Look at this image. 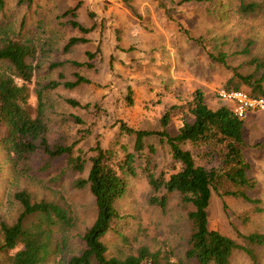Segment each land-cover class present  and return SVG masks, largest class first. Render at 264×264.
<instances>
[{
  "label": "rangeland",
  "instance_id": "rangeland-1",
  "mask_svg": "<svg viewBox=\"0 0 264 264\" xmlns=\"http://www.w3.org/2000/svg\"><path fill=\"white\" fill-rule=\"evenodd\" d=\"M2 1L0 43L7 35L32 45L28 60L33 65V88L50 80L60 82L54 88L43 90L49 143L75 141L73 153L82 149L86 159L94 153L90 148L97 141L102 147L116 152L118 156L112 159L113 163L123 156L121 145L133 149L134 138L120 131L115 122L118 118L133 127L153 128L158 124L164 103H174L177 109L170 125V131L174 133L182 118L191 117L186 103L197 86L204 89L210 103H219L218 89L224 88L230 73L221 64L213 65L206 50L192 40L199 31L204 33L208 24H226L228 31L238 35L240 46L250 38L253 53H264V7L258 13L241 16L235 10L237 0H219L227 3L221 10L229 9L230 14L228 20L214 22L210 21L207 11L210 2L197 0H32L21 4L17 0ZM74 6V15L64 13ZM71 19L90 30L82 31L73 26ZM80 35L88 40L64 48L69 37ZM208 37L204 39L205 49L214 51ZM87 50L95 55L88 58ZM240 56L232 58L235 64L244 61V56ZM87 60L92 62L91 67L72 62ZM53 62L60 64L52 66ZM251 69L246 65L241 68L243 71ZM76 71L91 81L65 87L62 82L74 79ZM128 85L131 104L125 98ZM66 97H74L82 103H97L99 107L74 106L65 100ZM29 101L35 105L34 94ZM244 119V153L251 164L249 173L256 180L255 186L247 192L261 198L264 209V110L250 112ZM3 132L1 129L0 139ZM149 145L154 150H150ZM184 146L191 149L198 163L206 167L220 164L218 155H202L205 146ZM12 155L0 142V221L12 223L21 211V205L13 195L19 189H26L33 199L44 198L68 207L74 216V224L65 232V245L49 258L47 264H56V259L65 263L83 248L81 234L96 215L94 197L88 186L74 183L76 178L86 176L89 164L87 162L82 171L67 168L63 156L51 159L40 149L24 159H15ZM178 166L165 138L157 135L144 138L143 152L135 155V173L124 174L128 188L116 203L124 219L114 227L125 239L116 231H108L103 237L107 256L136 252L145 244L151 250L169 253L172 259L184 258L190 205L182 202L177 192L168 194L164 209L150 203L149 196L164 189L160 187L156 191L147 177L148 169L154 177H159L162 172L167 177ZM61 169L65 170L61 173ZM208 218L211 228L240 243H247L241 234L264 232V210L257 211L253 203L225 194L223 188L212 191ZM2 239L0 230V245ZM12 253V250L0 247V264H12ZM255 253V264H264V244L255 245ZM231 264L254 262L242 249H236Z\"/></svg>",
  "mask_w": 264,
  "mask_h": 264
},
{
  "label": "trees",
  "instance_id": "trees-1",
  "mask_svg": "<svg viewBox=\"0 0 264 264\" xmlns=\"http://www.w3.org/2000/svg\"><path fill=\"white\" fill-rule=\"evenodd\" d=\"M32 0H17L18 3H30ZM210 4L207 11L210 21L228 20L229 9L221 10L227 3L219 0H197ZM0 0V7L2 6ZM264 0H237L235 10L239 15L258 13L264 6ZM76 6L64 11L75 14ZM222 11V13H221ZM215 16V17H213ZM214 18V19H213ZM73 26L82 31H89L78 20L71 19ZM91 28V27H90ZM2 31H0V35ZM194 40L206 50V56L213 65H223L229 75L224 82L226 89H242L252 96L264 97V53H253L252 39L248 38L241 46L238 35L228 31L226 24H208L204 33L199 31ZM209 35L214 51L207 50L205 38ZM205 39V40H204ZM87 37L71 36L65 43L68 49L76 42L87 41ZM33 48L28 41L3 36L0 43V131L3 147L15 159L27 158L36 149L42 150L47 157L55 159L63 156L67 168L82 171L88 162L85 177L76 178L77 186L87 185L94 197L96 215L89 226L81 234L84 246L78 254L71 255L63 263L56 259V264H231V257L236 249H242L256 263L255 245L264 244V232L253 231L241 236L247 243L237 242L232 236L222 233L209 226L208 207L212 191L223 188L225 194L240 197L246 202L253 203L255 210L262 211L261 198L248 194L247 189L255 186V177L250 175V161L244 153V126L246 115L238 116L233 111V101L224 99L217 94L219 103H210L204 89L197 86L186 103L190 119L182 118L181 124L174 133L170 131L171 117L177 109L174 103H164L163 111L157 118V126L153 128H137L129 125L123 119H116L123 134H131L134 138L133 149L121 145L122 158L113 163L112 159L118 155L110 148H104L97 141L90 149L94 151L88 159L84 151L78 149L73 153L75 141L70 144H50L47 139V123L44 119L43 90L54 88L60 82L50 80L44 85L33 88V65L28 56ZM88 58L95 55L93 51H86ZM244 58L243 62L235 64L233 57ZM239 57V58H240ZM76 65L92 66V62L72 61ZM246 62V63H244ZM60 64L53 62L52 66ZM239 64V65H238ZM252 68L243 71L242 67ZM91 80L81 72H74V79L64 80L65 87L72 88L82 82ZM151 86V85H149ZM34 94L35 105L29 101ZM125 98L129 104L133 103L131 88L128 85ZM65 100L74 106L98 108V104L80 102L74 97ZM35 106V107H34ZM81 120L79 117H75ZM157 135L165 138L169 145L171 156L179 163L176 170L167 177L162 172L154 177L148 169V182L161 193L149 196V202L165 208L168 194L177 192L185 204L190 205L187 211L189 232L186 239L184 258L172 259L169 253L162 254L160 249L151 250L147 245H140L136 252L123 256H107V247L103 241L104 235L110 231L118 232L125 239L124 234L117 230L115 224L124 219L116 205L119 198L127 191L128 182L124 174H134L135 155L143 152L144 138ZM205 146L202 155L216 154L220 157V164L206 167L196 161L190 148L184 146ZM150 150H154L149 145ZM148 167V166H147ZM65 169H61L64 171ZM60 173V174H61ZM60 174L56 175L58 178ZM14 197L21 205V211L12 223L0 221L3 235L0 247L10 249L12 264H47L49 258L59 252L66 242L67 229L74 224V216L68 207L44 198L33 199L26 189L14 191ZM56 233L58 235H56ZM54 257V256H53Z\"/></svg>",
  "mask_w": 264,
  "mask_h": 264
},
{
  "label": "built area",
  "instance_id": "built-area-1",
  "mask_svg": "<svg viewBox=\"0 0 264 264\" xmlns=\"http://www.w3.org/2000/svg\"><path fill=\"white\" fill-rule=\"evenodd\" d=\"M103 2H117L119 0H96ZM218 94L224 99L233 101V111L238 116L245 115L246 111L264 110V97L252 96L247 91L242 89H218Z\"/></svg>",
  "mask_w": 264,
  "mask_h": 264
}]
</instances>
